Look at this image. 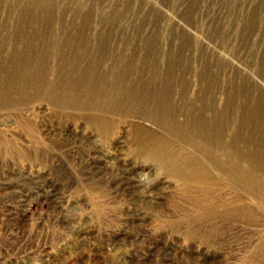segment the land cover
<instances>
[{"label": "rangeland", "instance_id": "1", "mask_svg": "<svg viewBox=\"0 0 264 264\" xmlns=\"http://www.w3.org/2000/svg\"><path fill=\"white\" fill-rule=\"evenodd\" d=\"M0 264H264V0H0Z\"/></svg>", "mask_w": 264, "mask_h": 264}, {"label": "bare ground", "instance_id": "2", "mask_svg": "<svg viewBox=\"0 0 264 264\" xmlns=\"http://www.w3.org/2000/svg\"><path fill=\"white\" fill-rule=\"evenodd\" d=\"M35 63V62H34ZM28 67V66H27ZM29 83V82H28ZM82 83V82H81ZM79 83V84H81ZM34 84V83H33ZM75 84V83H74ZM32 85H29V84H26V83H15V85L9 89L10 91H12V89H17L20 92H22L23 90H25L26 88H30ZM85 86V85H84ZM84 88V87H83ZM89 89V88H88ZM4 90V89H3ZM6 90V88H5ZM8 90V89H7ZM92 90V89H91ZM17 91V92H18ZM85 91V90H84ZM90 91V89H89ZM13 92V91H12ZM16 92V93H17ZM74 92V93H73ZM71 92V90L69 92L66 93V96L68 97V95H70L71 93L73 94H78L77 90ZM94 92V91H93ZM15 93V92H13ZM70 93V94H69ZM80 94V92H79ZM90 94V93H89ZM122 94V93H121ZM82 95H85L82 93ZM71 96V95H70ZM120 93L119 92H114V93H111V94H108V93H102V95H100V98L101 99H104L102 103H107L109 101H112L113 99H121L120 97ZM132 95L130 94V97ZM70 98V97H69ZM123 98V97H122ZM99 100V99H98ZM153 101V100H152ZM98 102V101H97ZM174 108V107H173ZM158 110V109H157ZM160 111H162V113H164L166 115V118L163 122V125L164 127L167 128V130H173L175 131V129L177 128L176 126V123L174 120H172V116H171V113L169 112H166V109L165 107H160L159 108ZM171 111V110H170ZM173 114V113H172ZM165 117V116H164ZM168 118V119H167ZM213 118V117H212ZM175 119V118H174ZM223 119V118H222ZM213 120V119H212ZM224 120V119H223ZM222 120V121H223ZM225 121V120H224ZM178 124V123H177ZM186 125V124H185ZM224 125V124H223ZM229 125V124H228ZM176 127V128H175ZM183 127V126H182ZM186 127V126H185ZM165 128V129H166ZM181 128V127H180ZM192 128V131L190 130ZM185 129V128H184ZM186 129L187 130V133L184 134V138L189 142V143H192L193 146L199 150H195L196 151V156H197V159L196 158H192V157H185V156H181L180 152L178 153H174L172 154L171 151H163L162 148H159V150L161 149V151L165 152V156H164V160L163 159V156H162V159H160V166H164L166 165V162H168L167 164L171 165L170 162H173L174 161V165L175 166H182V167H178L179 169L182 170V168H186L187 169V174L184 175L186 177V179L189 180V178H192L190 179V183L193 181V182H196L197 186L200 185L199 183L202 182V180L205 179V177L207 176V173L208 171H206V168L204 167H207L206 166H203L204 163L201 162V157L199 155V153H204L205 155L207 154V156L210 157V160L212 161L211 164H213V168H216L218 171L221 170V171H226L229 175V180H233L234 179V176L238 175V181H239V178H240V183H242L243 186H247L248 184H250V178H248V171L247 169L245 170L242 165H241V158H243L242 156H246V155H241V154H238L239 152L237 151V153L235 151H232L231 150V146H226L227 147V150H224L223 154L218 156L216 155V151L220 150V147L223 145V143L221 142V137H222V132H223V128H222V124L218 121V119L216 118L214 122L210 123V122H207V121H204V120H200L198 122H195L194 124L192 125H189ZM180 132V131H179ZM183 132V131H182ZM194 132H196L200 139H202V142L205 143L202 145L197 143V137L194 136ZM177 133V132H176ZM184 133V132H183ZM181 134V133H180ZM196 134V135H197ZM179 135V134H178ZM182 137V136H181ZM182 139V138H181ZM224 140V139H223ZM233 140V139H232ZM186 143V141L184 142ZM199 144V145H196ZM233 144V143H232ZM222 148V147H221ZM230 150H229V149ZM235 148V147H234ZM240 149V148H239ZM222 150V149H221ZM154 151V150H153ZM159 152L158 151V155H159ZM221 152V151H219ZM218 152V153H219ZM167 154V155H166ZM191 155V154H190ZM160 156L157 157V159H159ZM169 158L170 162L168 159ZM205 157V156H204ZM161 158V157H160ZM172 160V161H171ZM159 162V160H158ZM175 163H178L177 165ZM173 164V163H172ZM172 165V166H174ZM174 166V168H175ZM177 168V169H178ZM212 168V167H211ZM209 168V169H211ZM173 169V167H172ZM185 169V170H186ZM174 171H177L175 169H173ZM206 171V172H205ZM186 173V172H185ZM235 174V175H234ZM209 175V174H208ZM231 176V177H230ZM182 177V176H181ZM181 177L180 180H181ZM183 179V178H182ZM209 179V178H208ZM185 181V179L183 180V182ZM204 182V181H203ZM212 184V183H211ZM212 186V185H211ZM199 187V186H198ZM202 187V186H201ZM200 187V188H201ZM204 187V185H203ZM210 187V186H209ZM207 188V187H206ZM207 192V191H206Z\"/></svg>", "mask_w": 264, "mask_h": 264}]
</instances>
